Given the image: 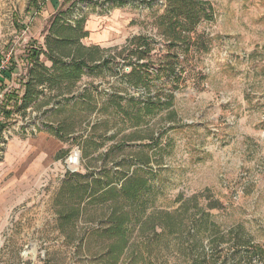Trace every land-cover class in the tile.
I'll list each match as a JSON object with an SVG mask.
<instances>
[{
    "label": "rangeland",
    "instance_id": "374dc122",
    "mask_svg": "<svg viewBox=\"0 0 264 264\" xmlns=\"http://www.w3.org/2000/svg\"><path fill=\"white\" fill-rule=\"evenodd\" d=\"M206 1L214 18L171 45L157 30L165 0H0V55L15 64L0 87V264H108L111 202L90 195L135 170L155 176L146 216L171 213L180 233L136 227L117 264H191L199 240L216 264H264V0ZM60 9L111 61L18 107L28 52ZM140 36L150 52L126 76L121 54Z\"/></svg>",
    "mask_w": 264,
    "mask_h": 264
},
{
    "label": "trees",
    "instance_id": "16d2710c",
    "mask_svg": "<svg viewBox=\"0 0 264 264\" xmlns=\"http://www.w3.org/2000/svg\"><path fill=\"white\" fill-rule=\"evenodd\" d=\"M69 13H71V9L67 11L60 9L55 12L47 20L48 22L42 32L43 46L28 52L29 63L25 82H23V92L19 98L21 104L18 107L24 108L34 102L42 93L41 88H48L49 91H55L60 95L63 92L69 93L78 84L82 75L93 73L99 67H108L111 59L110 56L106 57V55L109 51L101 50L98 46H84L81 41L88 37L87 31H85L86 20L83 17L72 19ZM213 18V8L209 1L165 0L164 11L158 16L157 30L171 45L176 42L184 43L188 31L193 30L202 21H211ZM148 41L144 36L127 40L121 54L124 56L126 52L127 64L134 66L132 60L140 62L150 52ZM41 57H43L44 62ZM137 69L139 67L134 66L126 76L133 75ZM10 74L11 72L6 75V78ZM146 77L148 74L141 73L138 80L141 83ZM151 110L152 108L148 104L144 105L137 111L135 118L140 120L142 113L148 115L151 114ZM133 135L140 138L136 132ZM140 163L142 166H147L148 157L140 159ZM154 177L151 172L135 170L132 174L124 177L118 191L115 186H111V183H106L101 189L103 190L101 194L96 196L98 193L96 191L90 195L93 197V201L103 198L104 201L109 200L111 202L108 218L110 227L106 232V240L109 243L104 247V255L108 264L119 262L123 253L129 248V239L136 227L141 233L150 232L154 238L169 237L180 233L176 232L177 227L180 226L171 213L160 211V213L146 216V211L153 197L151 190L155 186L151 181ZM92 183L95 184L96 181ZM119 198H122V201ZM155 229H159L160 234H156ZM195 230L196 225L192 235H196L198 232ZM186 233L187 236L190 235V232ZM220 239L224 241L225 237ZM235 243L237 240H234ZM202 246L200 240L189 246L192 254L191 264H216L212 256L205 254ZM254 255L257 261L261 259L258 253H254ZM221 264H235L234 255L225 254L221 258Z\"/></svg>",
    "mask_w": 264,
    "mask_h": 264
},
{
    "label": "built area",
    "instance_id": "2783aa9c",
    "mask_svg": "<svg viewBox=\"0 0 264 264\" xmlns=\"http://www.w3.org/2000/svg\"><path fill=\"white\" fill-rule=\"evenodd\" d=\"M12 51H8L3 55H0V87L6 78V75L11 72L10 77H13L12 71L14 68V61L12 60Z\"/></svg>",
    "mask_w": 264,
    "mask_h": 264
},
{
    "label": "crops",
    "instance_id": "0c3cea01",
    "mask_svg": "<svg viewBox=\"0 0 264 264\" xmlns=\"http://www.w3.org/2000/svg\"><path fill=\"white\" fill-rule=\"evenodd\" d=\"M6 80V81H5ZM5 80L3 81V82H8V79L7 78H5Z\"/></svg>",
    "mask_w": 264,
    "mask_h": 264
}]
</instances>
